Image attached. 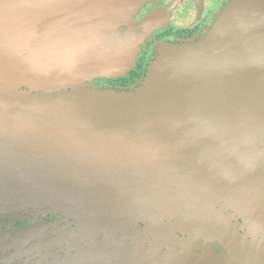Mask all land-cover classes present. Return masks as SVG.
<instances>
[{"label": "water", "instance_id": "1", "mask_svg": "<svg viewBox=\"0 0 264 264\" xmlns=\"http://www.w3.org/2000/svg\"><path fill=\"white\" fill-rule=\"evenodd\" d=\"M147 1L0 0V215L49 209L72 220L52 235H14L13 257L224 264L176 239L194 231L264 264V0H235L204 36L159 43L132 90L95 88L133 70L150 30L134 18ZM143 201L164 214L124 222ZM235 215L244 227L233 228Z\"/></svg>", "mask_w": 264, "mask_h": 264}, {"label": "flooded vegetation", "instance_id": "2", "mask_svg": "<svg viewBox=\"0 0 264 264\" xmlns=\"http://www.w3.org/2000/svg\"><path fill=\"white\" fill-rule=\"evenodd\" d=\"M233 1L235 0L147 1L134 18L136 25L141 26V32L150 30L147 34H139L144 39L141 43V50L136 56L133 70L126 77L95 78L91 82L92 85L98 89L132 90L145 79L148 68L157 54L159 43L177 44L181 39H192L205 35L222 10ZM125 28L128 29V27ZM69 223H72V220L67 214L53 212L49 209L0 215V264H26L23 259L37 254L35 252L31 255L13 257L12 255L17 252L13 246L15 244L14 235L30 229L52 235L55 229V232L61 231L64 227H68ZM240 226L244 227V221L235 215L233 228L240 229ZM240 233L244 235L241 230ZM258 241L260 242L257 245L258 248L264 251V237L259 238Z\"/></svg>", "mask_w": 264, "mask_h": 264}, {"label": "rangeland", "instance_id": "3", "mask_svg": "<svg viewBox=\"0 0 264 264\" xmlns=\"http://www.w3.org/2000/svg\"><path fill=\"white\" fill-rule=\"evenodd\" d=\"M210 27H212V26H210ZM206 34H207V32H206ZM155 58H156V56H155ZM155 58H154L153 62L155 61ZM24 91L30 93V91L26 88L24 89ZM120 195H123V198H127L126 193H122ZM140 196H142V194L136 193V194L132 195V198L137 199ZM146 197L147 196H143V199H145ZM203 198H208V197L203 196ZM206 202L208 205H210L212 207L214 206V202H211V199H207ZM114 203L117 204V202H114ZM155 210H157V211L155 212ZM209 210H211V208ZM168 211L173 212V209L167 210L166 212H168ZM163 214L164 213L162 211H160V208L157 204L154 203V205H151L149 202L143 201V203L141 205H139L138 207L135 206L134 208H128L121 215L124 216V222L125 221H130V222L134 221L135 223H142V222L145 223L148 221H155V220L159 219ZM166 223H168V221L164 222V224H166ZM139 226H140L139 228H141V227L147 228V225H145V224H141ZM151 226L153 227V224H151ZM147 236H148V241H150V242H153L154 240L160 241V239H157V237L154 236V234H147ZM184 238L187 240V245L193 244L198 253H200V254L206 253L207 255L214 257L217 260H220L224 264H248L238 253L233 252L230 249V246H228L226 243L222 242L220 239L215 238L213 235L205 234V233H198V232H194V231H187V234L179 233L176 236L177 240L183 241ZM92 240H90L88 242V244H86V245L84 242H81V245L88 247L89 245H91L93 243ZM69 249H70V246L68 244H65L63 246H58L56 248L48 250L49 260L52 261V260H55L54 258H56V257L66 255L67 252L69 251ZM23 260H25L24 262L26 264H41V256L39 253L32 255V256H27L26 259H23Z\"/></svg>", "mask_w": 264, "mask_h": 264}, {"label": "crops", "instance_id": "4", "mask_svg": "<svg viewBox=\"0 0 264 264\" xmlns=\"http://www.w3.org/2000/svg\"><path fill=\"white\" fill-rule=\"evenodd\" d=\"M140 50H141V46H140ZM139 52V51H138ZM138 54V53H137ZM137 56V55H136Z\"/></svg>", "mask_w": 264, "mask_h": 264}, {"label": "bare ground", "instance_id": "5", "mask_svg": "<svg viewBox=\"0 0 264 264\" xmlns=\"http://www.w3.org/2000/svg\"><path fill=\"white\" fill-rule=\"evenodd\" d=\"M73 32H74V29H73Z\"/></svg>", "mask_w": 264, "mask_h": 264}]
</instances>
